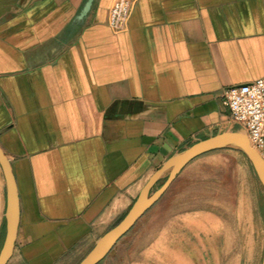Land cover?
I'll use <instances>...</instances> for the list:
<instances>
[{
  "label": "crops",
  "instance_id": "obj_1",
  "mask_svg": "<svg viewBox=\"0 0 264 264\" xmlns=\"http://www.w3.org/2000/svg\"><path fill=\"white\" fill-rule=\"evenodd\" d=\"M111 1L78 19L85 0H0V147L19 198L9 261L79 253L169 156L218 131L224 88L264 77V0H136L120 32Z\"/></svg>",
  "mask_w": 264,
  "mask_h": 264
},
{
  "label": "rangeland",
  "instance_id": "obj_2",
  "mask_svg": "<svg viewBox=\"0 0 264 264\" xmlns=\"http://www.w3.org/2000/svg\"><path fill=\"white\" fill-rule=\"evenodd\" d=\"M127 208L100 225L83 250L53 264H77ZM200 210L211 211L213 216ZM4 211L0 169V245ZM178 249L187 254H176ZM263 249V186L246 155L235 146H226L190 161L98 264H261ZM7 264L27 263L17 254Z\"/></svg>",
  "mask_w": 264,
  "mask_h": 264
},
{
  "label": "water",
  "instance_id": "obj_3",
  "mask_svg": "<svg viewBox=\"0 0 264 264\" xmlns=\"http://www.w3.org/2000/svg\"><path fill=\"white\" fill-rule=\"evenodd\" d=\"M93 1L85 0L77 15L78 19H82L87 15ZM226 146H235L246 155L264 189V158L250 146L246 134L237 130L217 131L169 156L148 178L121 218L98 237L90 250L77 264H98L102 261L119 239L160 199L175 177L190 161L205 153ZM0 169L5 186L4 232L0 245V264H7L15 247L19 224V198L11 163L1 147ZM167 170L169 172L164 181L154 189ZM261 264H264V249Z\"/></svg>",
  "mask_w": 264,
  "mask_h": 264
},
{
  "label": "built area",
  "instance_id": "obj_4",
  "mask_svg": "<svg viewBox=\"0 0 264 264\" xmlns=\"http://www.w3.org/2000/svg\"><path fill=\"white\" fill-rule=\"evenodd\" d=\"M135 1H111L107 22L113 31L126 30ZM222 102L228 109V117L218 126V131L237 130L245 133L250 146L262 155L264 152V77L224 88Z\"/></svg>",
  "mask_w": 264,
  "mask_h": 264
}]
</instances>
